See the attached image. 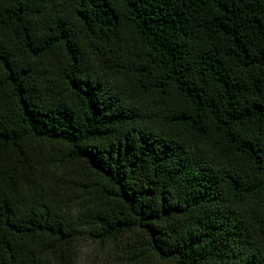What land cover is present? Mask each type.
Listing matches in <instances>:
<instances>
[{"label": "trees", "instance_id": "trees-1", "mask_svg": "<svg viewBox=\"0 0 264 264\" xmlns=\"http://www.w3.org/2000/svg\"><path fill=\"white\" fill-rule=\"evenodd\" d=\"M264 264V0H0V264Z\"/></svg>", "mask_w": 264, "mask_h": 264}, {"label": "rangeland", "instance_id": "rangeland-1", "mask_svg": "<svg viewBox=\"0 0 264 264\" xmlns=\"http://www.w3.org/2000/svg\"><path fill=\"white\" fill-rule=\"evenodd\" d=\"M102 253L99 246L89 240L84 239L79 244L80 264L100 263Z\"/></svg>", "mask_w": 264, "mask_h": 264}]
</instances>
